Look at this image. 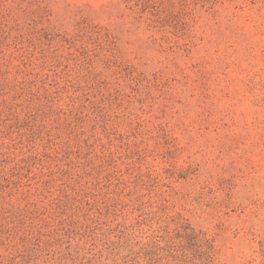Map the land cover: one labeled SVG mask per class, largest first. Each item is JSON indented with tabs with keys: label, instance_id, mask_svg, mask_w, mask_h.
Returning <instances> with one entry per match:
<instances>
[{
	"label": "rangeland",
	"instance_id": "obj_1",
	"mask_svg": "<svg viewBox=\"0 0 264 264\" xmlns=\"http://www.w3.org/2000/svg\"><path fill=\"white\" fill-rule=\"evenodd\" d=\"M264 264V0H0V264Z\"/></svg>",
	"mask_w": 264,
	"mask_h": 264
},
{
	"label": "trees",
	"instance_id": "obj_2",
	"mask_svg": "<svg viewBox=\"0 0 264 264\" xmlns=\"http://www.w3.org/2000/svg\"><path fill=\"white\" fill-rule=\"evenodd\" d=\"M113 258L98 257L97 254L91 256H60L52 260L51 264H140L137 258L126 257L122 263L116 261L117 256L112 254Z\"/></svg>",
	"mask_w": 264,
	"mask_h": 264
}]
</instances>
